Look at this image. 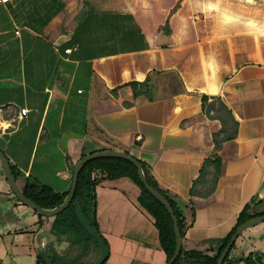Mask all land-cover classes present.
Here are the masks:
<instances>
[{"label":"crops","instance_id":"1","mask_svg":"<svg viewBox=\"0 0 264 264\" xmlns=\"http://www.w3.org/2000/svg\"><path fill=\"white\" fill-rule=\"evenodd\" d=\"M148 74L151 96H134L127 82ZM163 76L176 82L164 86ZM203 94L222 97L239 122L218 150L223 173L208 197L189 193L222 128L204 113ZM104 148L151 164L160 185L189 204V220L195 213L183 247L213 254L244 206L264 198V0L0 3V150L20 186L68 192L79 159ZM96 192L110 247L103 264H166L139 186L106 178ZM51 220L17 197L0 159V264H46L43 243L50 255L63 251ZM228 264H264V222L240 235Z\"/></svg>","mask_w":264,"mask_h":264},{"label":"trees","instance_id":"2","mask_svg":"<svg viewBox=\"0 0 264 264\" xmlns=\"http://www.w3.org/2000/svg\"><path fill=\"white\" fill-rule=\"evenodd\" d=\"M162 28H166V31L170 32L169 21ZM150 81L151 76L148 74L144 80H131L127 84L133 87L134 96L143 93L151 96L149 92ZM203 111L208 117L219 119L222 123V128L214 133V142L217 151L205 159L201 167L200 175L194 180L189 193L192 196L200 195L208 197L214 193L218 180L223 173V158L218 153L220 145L226 140L236 138L239 122L234 116L232 109L220 96L210 99L207 94H203ZM92 152L94 151L90 153ZM139 160L144 166L150 184L164 194L174 207L179 219L182 236L185 237L187 229L194 223L195 213H193V218L189 220L187 216L189 204L184 202L180 196L173 194L168 188L162 187L153 174L152 165L142 159ZM96 169L103 171L105 175L100 177L94 176ZM12 170L17 178V171L14 167H12ZM122 177L131 179L139 186L140 194L138 201L154 217L155 224L159 230L161 245L167 253V262L170 261L176 249V234L173 218L165 204L148 190L139 176L138 167L132 161L116 156L97 157L88 161L80 171L75 197L79 196L81 198L87 217L101 232L97 217L98 200L96 187L106 178L118 179ZM22 189L28 197L47 208L60 205L69 193V191L64 193L58 192L46 184L31 180H26ZM262 214H264V198L258 200L253 205L248 202L240 212L238 221L232 230L223 238L215 240L217 242L216 245L210 248L213 254L197 249L186 250L182 247L180 254L172 264H217L222 251L232 238L237 227L248 219ZM39 215L43 217L42 214ZM47 218L49 219V217ZM50 233L59 242H68L67 247L63 251L55 250V253L50 255L54 262L58 264H90L97 258L99 244L79 221L73 202L63 211L52 217ZM236 242L237 240L226 255L223 264H228ZM96 247L97 250H95ZM94 251H97L96 255L90 258L89 255ZM39 262L45 263L40 255Z\"/></svg>","mask_w":264,"mask_h":264},{"label":"water","instance_id":"3","mask_svg":"<svg viewBox=\"0 0 264 264\" xmlns=\"http://www.w3.org/2000/svg\"><path fill=\"white\" fill-rule=\"evenodd\" d=\"M103 156L123 157V158H126L132 161L138 167L139 176L141 180L144 182V184L146 185V187L148 188V190L152 192L159 200H161L165 204L167 209L169 210L173 218V221H174V229H175V234H176V249H175L174 255L172 256L170 261H168L166 264H172L176 260L178 255L180 254L182 247H183V236H182L181 228L179 225L178 216L176 215L174 207L172 206L171 202L165 197V195L162 194L160 191H158L156 188H154L150 184L143 164L135 155L131 154L130 152L124 151V150L107 148V149L94 151L92 153L86 154L85 156L81 157L75 166L73 183L64 201L56 207L47 208V207L41 206L40 204H38L32 198L28 197L25 194L24 190L22 189V187L20 186L18 180L16 179L14 175L12 166L10 164V161L7 155L2 150H0V159H1L2 167H3V171L5 173V176L10 186L12 187V190L17 195V197L21 199V201H23L25 204L32 207L39 214H42L47 217H53L56 214L63 211L65 208H67L71 204V202H73L79 221L83 224L86 230L96 239L97 243L99 244V254L97 258L90 264H103L110 254V247L106 239L103 237L102 233L92 224L90 219L87 217L84 211L83 205H82L81 198L79 196L75 197V193H76V188H77V184L79 180V174L82 168L84 167V165L88 161L94 158L103 157ZM261 222H264V214L252 217L248 219L247 221L243 222L242 224H240L237 227L232 238L230 239V241L228 242V244L222 251L217 261V264L224 263L225 257L230 251L232 245L247 228L253 227ZM38 252L46 264H58L52 260L45 243H43L39 247Z\"/></svg>","mask_w":264,"mask_h":264},{"label":"rangeland","instance_id":"4","mask_svg":"<svg viewBox=\"0 0 264 264\" xmlns=\"http://www.w3.org/2000/svg\"><path fill=\"white\" fill-rule=\"evenodd\" d=\"M212 1H213V0H212ZM162 78H163L162 83H163L164 86L168 85L169 82H171L172 85H173V83L176 82V79H173V77H165V76H163ZM171 87H172V86H171ZM213 137H214V136H213ZM212 142H214V139L212 140ZM214 143H215V142H214ZM222 144H223V143H222ZM222 144L220 145L219 150L222 148ZM216 151H217V150H216V147L214 146V148L212 149V155H213Z\"/></svg>","mask_w":264,"mask_h":264},{"label":"built area","instance_id":"5","mask_svg":"<svg viewBox=\"0 0 264 264\" xmlns=\"http://www.w3.org/2000/svg\"><path fill=\"white\" fill-rule=\"evenodd\" d=\"M6 1H9V0H0V3H3V2H6ZM66 51H71V48H68ZM28 112V108L27 107H24L21 109V112H20V115H26Z\"/></svg>","mask_w":264,"mask_h":264}]
</instances>
